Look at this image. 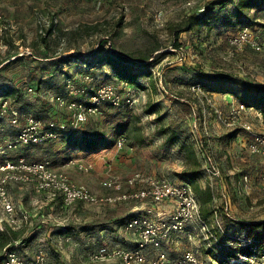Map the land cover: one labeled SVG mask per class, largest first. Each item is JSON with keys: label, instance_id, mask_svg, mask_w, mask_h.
<instances>
[{"label": "rangeland", "instance_id": "374dc122", "mask_svg": "<svg viewBox=\"0 0 264 264\" xmlns=\"http://www.w3.org/2000/svg\"><path fill=\"white\" fill-rule=\"evenodd\" d=\"M208 1L218 0H0L1 23L7 27L0 36V161L21 157L47 160L97 194L113 193L101 186L103 178L124 179L141 170L189 182L178 175L184 166L179 145L163 148L167 134L159 132L168 126L189 133L193 139L209 138L211 156L220 173L219 179L209 182L218 209L226 204L227 213L236 220H264V182L260 178L264 162L247 151L249 133L241 127L248 124L252 133L264 135V118L255 108L243 109L232 127H227L219 116L227 117L240 103L231 94L213 88L237 86L204 81L200 76L231 72L252 86L264 87V48H234L228 43L229 36L241 26L239 20L246 16L254 21L249 27L256 32L264 30V0H257V9L238 17L233 16L238 0L216 5L210 28L202 24L198 30L179 33V47L174 48L177 27L190 14H201ZM107 50L121 57H154L149 70L155 87L143 75L137 78L143 87L117 82L108 63L101 61ZM83 58L91 63L83 62ZM106 83L114 84L120 95L132 96L134 104L127 107L101 102L76 129L70 127L75 130L67 136L63 129H57L53 139L2 150L23 122L20 119L14 126L12 112H29L44 122H67L73 112L58 104L55 97L87 102L88 93ZM230 133L235 136L227 141L224 136ZM120 136L125 138L122 147L116 144ZM85 139L96 141L92 149L87 148ZM197 157L202 162L207 158ZM79 162L92 167L83 171ZM206 183L199 182L201 186ZM7 188L16 214L26 211L29 215L24 234L14 245L25 257L41 251L51 264H120L93 262L89 255L103 243L132 244L122 223L147 205L125 201L65 207L58 199L49 200L46 194L36 192L30 184L11 183ZM222 192L224 197L220 198ZM159 210L168 213L170 209L163 204ZM218 218L220 230L240 232L232 222L226 224L224 217ZM2 220L7 216L0 204V225ZM215 226L212 220L209 234L191 223L185 232L172 235L163 248L170 257L191 250L197 264H216L207 251L213 244L215 250L220 247ZM247 259L240 261L264 264V252L259 258Z\"/></svg>", "mask_w": 264, "mask_h": 264}, {"label": "built area", "instance_id": "2783aa9c", "mask_svg": "<svg viewBox=\"0 0 264 264\" xmlns=\"http://www.w3.org/2000/svg\"><path fill=\"white\" fill-rule=\"evenodd\" d=\"M0 15V36L7 27L1 23ZM228 43L234 48L247 47L253 50L264 48V30L256 32L249 26L241 27L236 33L228 38ZM87 102L80 100H65L64 96L58 95L55 100L58 104H65L73 113L67 122H55L48 120L44 122L31 113L12 112L11 122L19 125L13 140L5 144L3 151L14 149L19 144L41 143L48 139L57 137V129L77 127L85 120L87 114L94 113L99 103L108 101L113 106H127L134 104L132 96L120 95L114 84H103L93 92L88 93ZM3 107L6 105L3 104ZM243 109H252L243 104H237L232 108L227 117L219 116L221 123L232 127L234 119L239 116ZM262 117L261 113H258ZM69 123L67 126L66 124ZM242 129L249 133L247 151L260 156L264 162V135L251 132L248 124H243ZM125 138L120 136L116 142L117 146L124 145ZM83 171L91 169L88 162L78 164ZM203 169L205 170L208 182L214 178L219 179L220 173L216 162L209 158H203ZM264 182V172L260 176ZM243 181L247 176L243 175ZM30 184L36 192L46 193L51 198H58L62 206L74 204H113L117 202H146L142 206L141 213L132 216L124 224L125 230L133 243L131 246L99 245L89 255L93 262L113 261L120 264H197V257L191 250H184L176 257H170L164 250L163 244L171 239L177 232H185L189 224L195 223L197 227L211 234L209 225L206 224L200 215V207L192 188L188 183L175 181L167 177H158L146 172L134 171L124 179L107 176L100 182L104 189L113 193L97 194L83 183L72 181L64 172L52 167L47 160L28 161L21 157L17 160L0 161V204L7 216L8 223L18 228L25 222L29 215L26 211L16 214L14 203L8 192V185ZM211 186V184H210ZM163 204L169 207L168 213L159 210ZM213 206V203H212ZM213 223L217 228L219 216L217 206H214ZM136 209V208H135ZM138 209V208H137ZM227 210V205H224ZM19 221V224H18ZM213 226V225H212ZM188 231V230H187ZM0 264H51L47 262L41 251L34 252L31 257H25L22 252L16 249L9 250L0 260Z\"/></svg>", "mask_w": 264, "mask_h": 264}, {"label": "trees", "instance_id": "16d2710c", "mask_svg": "<svg viewBox=\"0 0 264 264\" xmlns=\"http://www.w3.org/2000/svg\"><path fill=\"white\" fill-rule=\"evenodd\" d=\"M231 0H218V1H208L207 5L204 7L201 14L192 13L187 16L183 22L175 30V46L178 48L179 44L176 42L179 33L189 30H198L200 25L204 24L207 28L211 26V20L215 17L212 13L213 8L218 5L222 6L223 4ZM259 6L257 0H238L234 4V17L240 15H245L249 10H255ZM240 28L243 26L252 25L254 21H251L248 16L245 20H239ZM239 28V29H240ZM45 42V38H43ZM48 57V56H46ZM44 56V58L46 59ZM101 61L108 63L111 69V75L117 82L128 83L129 85H136L137 87H143L137 78L140 75L144 77L147 76L152 87H155L154 80L152 79V73L149 70L155 63V58L150 59V55H140L137 57H121L120 55L115 54L107 50L104 56L101 58ZM83 62L91 63L90 59L83 58ZM137 71V72H134ZM201 79L204 81H219L220 83H231L237 86V88L228 87V88H213V90L223 91L224 93L231 94L240 104H243L245 107H252L257 109L264 117V87L261 86H252L250 85L243 77H240L237 74L231 72H217L214 74L202 73ZM201 86V85H200ZM222 89V90H219ZM174 97H181L180 94L172 93ZM158 119L161 117L159 115ZM70 127L67 126L63 129L62 133L67 136L73 133L74 130H69ZM160 135L167 134L164 140L163 148H169L171 145L178 144L179 152H182L184 155V166L182 171L178 174L180 177L187 179L188 183L193 191V194L199 203L200 215L202 220L211 225V222L214 218V190L212 186L209 185V182L206 177L205 170L202 166V161L198 159L197 156L207 157L213 162H216L215 159L211 156L213 149L210 146V140L207 136H200L199 138H191L189 133L183 132L180 129H174L170 127H163L160 129ZM235 136L234 134L225 135L224 139L229 141ZM221 138L213 139V141H218ZM142 141V140H140ZM96 144L95 140L85 139V145L88 149H92ZM197 148V151H196ZM200 180L207 182L205 186L199 184ZM184 182V181H183ZM224 197L223 192L220 193V198ZM213 203V206H212ZM225 203V202H224ZM132 214L127 216L123 223L124 224L132 216L139 214ZM220 217L226 219V224L232 222L236 229L240 231L235 233L234 236L228 231L220 230L219 228L214 229L217 237V243L220 244L218 250H215V244L211 248L207 249L209 255L215 259L216 264H248L246 262H241L243 258L256 259L263 256L264 252V220L258 221H248V220H236L231 217L227 211L224 209V205H221L218 209ZM28 220L23 222L18 228L12 227L7 220H2L0 225V260L7 254L9 250L17 248L14 244L15 242L21 240V237L24 234V228ZM226 229V228H225ZM223 236H222V235ZM233 236V238H232ZM235 242V243H234ZM19 243H23L22 241ZM234 243V244H233ZM25 244H22V246ZM21 246V245H19ZM26 246V245H25ZM262 252H261V251ZM38 252V251H36ZM241 260V261H240ZM246 260V261H247ZM231 261V262H229ZM236 261V262H235Z\"/></svg>", "mask_w": 264, "mask_h": 264}, {"label": "crops", "instance_id": "0c3cea01", "mask_svg": "<svg viewBox=\"0 0 264 264\" xmlns=\"http://www.w3.org/2000/svg\"><path fill=\"white\" fill-rule=\"evenodd\" d=\"M261 115H262V114H261ZM262 118H264L263 115H262ZM255 155H256V154H255ZM257 156H258V155H257ZM259 158H260V157H259ZM108 175H109V174H108ZM103 179H104V178H103ZM44 194H46V193H44ZM46 196H47V198H48L49 200H54V201H55V200L58 199V201H59L60 204H61V201H60V199L58 198V196H57L56 198H51V197H49L47 194H46ZM136 207H137V206L133 207V209L136 208ZM164 207H165V206H164ZM125 246H131V244H128V245L126 244Z\"/></svg>", "mask_w": 264, "mask_h": 264}]
</instances>
